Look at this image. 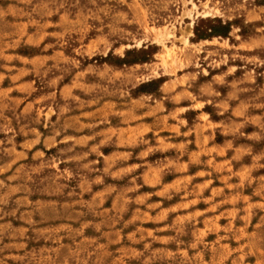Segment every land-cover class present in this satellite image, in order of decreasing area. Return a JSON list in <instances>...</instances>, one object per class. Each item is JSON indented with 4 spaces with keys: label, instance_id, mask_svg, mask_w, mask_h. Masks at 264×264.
Masks as SVG:
<instances>
[{
    "label": "rangeland",
    "instance_id": "obj_1",
    "mask_svg": "<svg viewBox=\"0 0 264 264\" xmlns=\"http://www.w3.org/2000/svg\"><path fill=\"white\" fill-rule=\"evenodd\" d=\"M0 264H264V0H0Z\"/></svg>",
    "mask_w": 264,
    "mask_h": 264
}]
</instances>
